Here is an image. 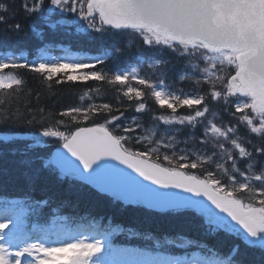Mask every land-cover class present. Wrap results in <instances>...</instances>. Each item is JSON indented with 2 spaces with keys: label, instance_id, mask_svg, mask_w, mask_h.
I'll use <instances>...</instances> for the list:
<instances>
[{
  "label": "snow or ice",
  "instance_id": "1",
  "mask_svg": "<svg viewBox=\"0 0 264 264\" xmlns=\"http://www.w3.org/2000/svg\"><path fill=\"white\" fill-rule=\"evenodd\" d=\"M23 7L30 16H40L44 0H33ZM7 11L8 5L0 2V13ZM47 11L49 15L75 13L73 19L86 21V28L96 33L136 35L150 49L171 50L183 57L186 69H190L180 79L191 80L195 86L206 85L207 91L191 96L175 94L168 90L163 78L158 82L142 78L136 67L114 71L109 77L95 70L97 63L104 62L99 57L95 62H33L4 53L0 54V92L9 93L24 84L19 75L8 70L26 69L48 81L59 76L58 82L95 80L126 86L123 96L138 101L135 111L143 112L147 109L143 102L146 92L127 86L132 80L150 90L151 98L161 109L170 110L168 114L154 116L155 121L164 126H189L193 136L196 126L204 123L205 137L210 135L214 143L210 153L204 155L187 149L177 152V143L187 142L176 140L181 129H166L168 135L161 134L156 139L158 128L154 126L143 135L133 136L130 134L142 126L133 117L121 128L116 121L123 112L105 116L103 123L86 126L98 113H111L110 104L71 107L59 113L67 121L60 119L44 126L32 137L34 144L12 150L13 155L19 152L23 157L20 164L26 169V178L32 181L42 172L58 174L59 179L91 186L124 207L135 206L136 210L176 220L186 218L199 227L205 239L178 234L201 250L198 260L114 248V229L91 236L67 228L37 229L25 222L20 201L4 200L0 201V264H244L241 244L264 250V164L245 146L238 126L218 125L216 113L210 107L212 102L234 107L231 115L240 114L237 124L264 138V0H50ZM44 19L47 21L48 17ZM5 21L6 17L0 15V23ZM13 27L16 31L21 29L18 23ZM150 59V67L166 63L159 56ZM78 69L92 70L75 71ZM181 108L192 110V114H179ZM42 138L54 139L58 144L49 158L29 154L42 143L47 144ZM133 140L155 143L156 147L133 151ZM200 143L207 145L208 140ZM161 147L172 149V155L165 152L161 156ZM254 151L264 155V145ZM193 155L195 159L191 158ZM240 162L245 163L244 171L238 166ZM208 165H214L217 171L209 170ZM197 169L201 172L193 171ZM47 204V200H39L35 207H28L40 215ZM221 233L239 241L232 243L226 253L208 244L207 238ZM153 243L156 247L172 244L190 250L184 249L177 239H155Z\"/></svg>",
  "mask_w": 264,
  "mask_h": 264
},
{
  "label": "trees",
  "instance_id": "2",
  "mask_svg": "<svg viewBox=\"0 0 264 264\" xmlns=\"http://www.w3.org/2000/svg\"><path fill=\"white\" fill-rule=\"evenodd\" d=\"M8 5L6 13H0L6 17V21L0 23V54L26 55L30 61H38L40 57L51 50H63L68 54L79 58L89 57L95 62L97 58L103 59V63H97L95 70L111 77L114 71L126 69L137 64L142 78L158 82L163 78L169 91L175 94H204L207 86H195L191 80H181L180 76L186 69V61L177 53L164 49H150L144 45L136 35L127 33H96L86 28V21L73 19L75 13L61 15L54 12L49 15L47 9L50 0H44V11L40 16H30L24 11L25 3L31 4L33 0H0ZM45 17L48 20L45 21ZM20 24V31L13 27ZM48 24H55L53 28ZM84 25L85 27H81ZM159 56L163 61L160 67H150L153 63L150 59ZM92 69H78L75 71L85 72ZM12 74L19 75L24 84L19 89L9 93L0 92V201H20L21 211L25 222L37 229L60 231L65 228L74 232H82L84 235H95L104 229H114L111 242L114 248L136 249L152 255H163L173 258L200 259L202 252L195 248V244L189 245L183 236L203 240L205 237L197 225L184 220H176L172 217L160 214H149L147 210H136L135 206H122L121 203L113 202L107 195L100 194L88 185L69 183L59 179L58 174L52 175L42 172L32 181L26 178V169L20 164L23 159L19 152L13 155L12 150H22L28 145L34 144L32 137L44 126H51L61 117L60 112L71 107H88L92 104H110L113 108L111 113H98L94 120H89L86 126L93 123H103L105 116H116L123 112L117 125L127 126L131 118L141 126L150 127L157 122L153 119L156 115L168 114L170 110L161 109L151 98L150 90L130 80L127 86L140 88L146 92L143 102L147 109L136 112L138 101L129 100L123 96L126 86L111 85L106 81L89 80L87 82H58L61 77H54L48 81L40 74L26 69L8 70ZM68 72L72 69L66 70ZM234 74V72H233ZM234 99V98H233ZM210 107L217 114L216 121L224 125L238 126V135L245 142L249 151L260 164H264V155H257L255 148L264 145V138L248 132L246 126L238 125L234 107H228L223 103L212 102ZM41 109L43 111H41ZM119 109V111H117ZM179 114H192V110L181 108ZM74 127V126H72ZM180 139L188 140L186 146H193L206 139L202 124L194 129V136L190 135L189 126H180ZM61 130H64L61 128ZM120 129H118L119 131ZM7 138V139H6ZM47 144L42 143L35 148L30 155L40 154L45 158L52 155L58 146L54 139L42 138ZM202 146H205L202 144ZM209 148V143L207 144ZM133 151L144 150L143 144L131 142ZM165 164L167 162H164ZM242 171L245 163L238 164ZM212 170L211 166H206ZM259 171V168L255 169ZM197 173L200 169L193 170ZM227 181V177L221 176ZM47 200V206L43 207L42 213L37 215L31 207H35V201ZM27 201V203H25ZM199 216V213H196ZM116 225H120L116 229ZM132 232L139 233L131 235ZM155 239H177L183 243L184 251L175 245L168 244L164 247H156ZM208 244L226 253L235 241L232 236L219 234L213 238H207ZM227 259L226 256L221 257ZM241 259L244 264H264V250L254 246L241 244Z\"/></svg>",
  "mask_w": 264,
  "mask_h": 264
},
{
  "label": "rangeland",
  "instance_id": "3",
  "mask_svg": "<svg viewBox=\"0 0 264 264\" xmlns=\"http://www.w3.org/2000/svg\"><path fill=\"white\" fill-rule=\"evenodd\" d=\"M12 55H14V54H12ZM15 56H17V55H15ZM17 57H20L21 59H26V55H24V54L18 55ZM52 59H59V60H64V61L83 60L85 62H89V61L92 60L89 57H85V58H79L78 56H74L73 57L72 55L68 54L66 51L58 50V49L57 50H51V51L45 53L44 56L40 57L39 60H52ZM133 67L138 68V65L137 64L131 65L130 67L124 69V71H130L131 68H133ZM192 95H195V94L193 93ZM185 96H191V94H188L187 93V94H185ZM216 117H217V114H216ZM208 119H211V116H209ZM215 122L218 125L223 124L222 122L216 121V119H215ZM136 123H138V122H136ZM138 124H140V123H138ZM154 126H156L158 128L156 139H159L160 136H161V134H164L165 136H167L168 135V132L166 131V129H168L169 131L171 129H180V126L179 125L164 126L162 124V122H155L150 127H144V126H142L140 129H137V131L135 133H131L130 135H133V136L143 135V134H145V130H149L150 131ZM202 127H203V130H204V137H205V124L204 123H202ZM179 137L181 138V136L179 134V131H178L176 133V140L177 141L185 140V139H180ZM206 139L208 140L209 148L207 147V145L202 146V144L199 145L198 143H196L193 146V148L190 147V146L189 147L186 146L185 143H177V145H176V151L179 152L180 149H187L188 152H190V153H198V154H201V155L208 154L211 151V146L214 143V141L212 140V137L210 135L207 136ZM133 141L135 142V140H133ZM187 143H189L188 140H187L186 144ZM143 146H144V150H139V151H145V150H147L149 148L156 147V144L155 143L148 144L147 142H145L143 144ZM159 151H160V154L162 156L165 152H167L169 155H172V151L173 150L172 149H165V148L161 147ZM191 158L192 159H195V155H193ZM210 166L212 168V171H217L214 165H210ZM218 175H221V174L218 173ZM237 179L238 180L241 179L239 175H237Z\"/></svg>",
  "mask_w": 264,
  "mask_h": 264
},
{
  "label": "water",
  "instance_id": "4",
  "mask_svg": "<svg viewBox=\"0 0 264 264\" xmlns=\"http://www.w3.org/2000/svg\"><path fill=\"white\" fill-rule=\"evenodd\" d=\"M52 155H54V150H53V153H52ZM185 195H187V194H185Z\"/></svg>",
  "mask_w": 264,
  "mask_h": 264
}]
</instances>
